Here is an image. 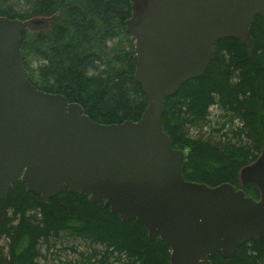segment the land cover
<instances>
[{"label": "water", "instance_id": "95a60500", "mask_svg": "<svg viewBox=\"0 0 264 264\" xmlns=\"http://www.w3.org/2000/svg\"><path fill=\"white\" fill-rule=\"evenodd\" d=\"M264 0H131L125 30L134 38V79L147 105L137 121L102 124L62 94L27 78L20 35L49 19L0 16V202L17 181L43 200L63 187L103 202L162 239L171 264H213L256 238L264 245V152L239 170L258 199L230 183L184 179L185 153L161 124L163 101L208 68L213 44L235 38L249 49Z\"/></svg>", "mask_w": 264, "mask_h": 264}, {"label": "trees", "instance_id": "16d2710c", "mask_svg": "<svg viewBox=\"0 0 264 264\" xmlns=\"http://www.w3.org/2000/svg\"><path fill=\"white\" fill-rule=\"evenodd\" d=\"M131 0H0V16L49 19L24 30L20 49L27 78L62 94L102 124L137 121L147 105L134 79V38L125 30ZM247 49L240 40L213 44L208 68L163 101L161 124L185 153L184 179L209 186L227 182L258 199L239 170L264 152V18H253ZM213 264H264L256 238ZM0 264H171L169 248L151 241L137 220L66 187L43 200L20 180L0 202Z\"/></svg>", "mask_w": 264, "mask_h": 264}, {"label": "rangeland", "instance_id": "374dc122", "mask_svg": "<svg viewBox=\"0 0 264 264\" xmlns=\"http://www.w3.org/2000/svg\"><path fill=\"white\" fill-rule=\"evenodd\" d=\"M43 19H36V21L41 22Z\"/></svg>", "mask_w": 264, "mask_h": 264}]
</instances>
